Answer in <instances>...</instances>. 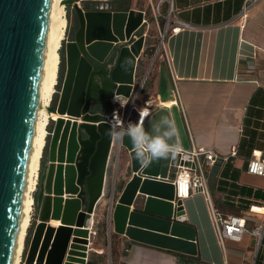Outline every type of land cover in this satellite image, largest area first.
I'll return each mask as SVG.
<instances>
[{
    "label": "water",
    "instance_id": "water-1",
    "mask_svg": "<svg viewBox=\"0 0 264 264\" xmlns=\"http://www.w3.org/2000/svg\"><path fill=\"white\" fill-rule=\"evenodd\" d=\"M80 1L63 0L74 7L79 28L66 42L67 74L57 105L49 108L59 117L52 120L49 151L40 168L39 220L26 264H63L66 253L65 264L85 262L81 257L86 256L93 214L104 195L112 151L103 107L112 104L115 94L130 95L145 42L142 12L109 6L89 10ZM51 5L52 0H0V264L13 263ZM174 99L171 84L162 100ZM163 115L174 121L179 145L189 150V134L177 104L153 112L145 129L151 131L152 122ZM121 144L130 158L132 177L114 205L111 200L109 222L115 232L196 256V229L185 222L175 185L153 178H174L171 165L180 161V155L144 168L134 157L130 138ZM52 220L60 225H52Z\"/></svg>",
    "mask_w": 264,
    "mask_h": 264
},
{
    "label": "crops",
    "instance_id": "crops-1",
    "mask_svg": "<svg viewBox=\"0 0 264 264\" xmlns=\"http://www.w3.org/2000/svg\"><path fill=\"white\" fill-rule=\"evenodd\" d=\"M245 1L173 0L174 20L189 24L171 27L165 41L177 94L173 103H164L162 97L158 99V85L154 83L151 95L141 94L139 108L144 100L152 101V113L178 103L191 148L205 146L220 156L205 168L214 204L225 215L245 216L248 228H252L259 215L251 213L249 206L264 201V177L247 172L254 152L264 156V0L253 4L243 24L238 15ZM147 71V67L140 65L138 82ZM113 156L112 152L104 195L94 214L98 234L102 216L109 215L112 197L113 205L116 203L115 192L108 189L112 178L114 183L110 173ZM131 177L132 172L128 175L124 169L117 176L120 190L117 196ZM183 204L185 222L196 229V256L133 241L125 234L116 233L113 222L107 221L113 232L108 237L114 264H263L259 253L264 239L259 243L250 233H245L240 241L226 239L222 244L205 197L194 194ZM96 237L92 249L102 255L105 246L94 248ZM109 258L112 264L111 255Z\"/></svg>",
    "mask_w": 264,
    "mask_h": 264
},
{
    "label": "built area",
    "instance_id": "built-area-1",
    "mask_svg": "<svg viewBox=\"0 0 264 264\" xmlns=\"http://www.w3.org/2000/svg\"><path fill=\"white\" fill-rule=\"evenodd\" d=\"M258 0H246L245 4L239 13L238 17L240 21L244 24L248 20V15L250 8L253 6L255 2ZM171 9L173 10V0H171ZM176 26L188 27L189 24L181 21L174 20ZM168 29L165 30V35L168 33ZM164 37V36H163ZM145 43L141 52L140 57L144 52ZM162 48H159L153 57L152 63L154 64L157 60L158 55L160 54ZM164 53L166 55L167 61L170 66V58L166 48V44H163ZM140 57L137 58L136 70H135V78L134 83L132 84L131 92L129 96L117 95L115 94L111 98V105L114 107L110 113L107 114L108 123L110 124L113 120L114 111L119 114V117L123 119L125 124L129 121L136 122L139 120V112L147 111L150 113L149 117L152 113V101L144 100V104L141 108H139V102L141 94L143 93L147 75L141 81H137L136 75L139 71L140 67ZM174 97H176V91L173 88ZM114 97H119L120 100L126 101V106L121 107L118 102H115ZM177 103V102H176ZM178 105V103H177ZM148 117V118H149ZM145 119L144 124L147 119ZM81 122V121H79ZM123 146L121 143L112 142V152L119 156L123 152ZM180 155V161L177 164L171 165V170L174 171L175 177L171 178L170 175L166 178L161 177H153L164 181H172L176 187V199L180 198L183 201L194 194H202L205 197V200L208 205L211 221L214 227V230L219 238V241L224 244L226 239H233L235 241H240L245 233H250L254 236L259 243L262 242L264 238V201L253 202L249 206V211L253 214L259 215V221L252 228H248L247 226V218L243 215H225L218 207L214 204L211 193L207 183L206 171L205 168L208 165H213L217 159L220 157L213 149L200 146L197 148H190L186 150L180 146V151L177 153ZM232 154H236V149L234 148ZM227 159V158H223ZM111 162V158H110ZM109 162V164H110ZM247 172L264 177V156L261 152H254L252 158H250L247 165ZM117 173L114 176V180L117 179ZM95 214V213H94ZM93 214V222L91 227L89 228V235L87 237L88 244H86V250L83 251L86 256L81 257L85 260L84 263H76V264H90V254L92 251L93 239L98 235L97 229L95 228ZM70 248H68L69 250ZM95 252H98L95 250ZM68 253L65 255V259L63 264L67 262ZM26 263V262H25Z\"/></svg>",
    "mask_w": 264,
    "mask_h": 264
},
{
    "label": "rangeland",
    "instance_id": "rangeland-1",
    "mask_svg": "<svg viewBox=\"0 0 264 264\" xmlns=\"http://www.w3.org/2000/svg\"><path fill=\"white\" fill-rule=\"evenodd\" d=\"M80 5L87 6L89 9L96 10L99 8H105L107 6L111 7L112 9H118V8H128V10H134L135 13L142 12L144 14V29L142 34L145 37V48L143 52V59L140 60V65L143 67L148 68V75L145 85V90L143 91V94L145 95H151L150 91L153 88V84L157 83L158 85V93L159 97L164 96L166 90L168 89V86L172 84L173 87V78L170 72V66L167 61L166 55L164 53L163 44L166 41L165 30L175 25L174 18H173V10L171 9V0H81ZM66 8V14L65 19L67 23V30L65 33V39L62 43L60 51L65 53V47H66V40L69 36V29L72 27L76 20V12L73 6H65ZM163 21V24H162ZM164 36V37H163ZM159 48L161 49L160 54L157 57V61L153 64L152 59L155 56V53ZM64 58V55H63ZM66 59V57H65ZM60 62H61V54H60ZM59 62V64H60ZM60 70V66H59ZM58 83L60 82L59 76H58ZM57 83V84H58ZM56 93L53 96L52 102L50 106H56V104L59 101V95L57 90V85L55 89ZM162 100V99H161ZM113 109V106L107 107L106 113H110ZM51 114H53L51 112ZM53 116V115H52ZM56 118H52L50 116V122L48 126V136L46 141V149L43 153V159L41 160V169L44 165L45 157L48 155L49 146L51 142V132L50 130H53L54 128V121ZM130 158L126 154L125 151H123L119 156L117 155V152L113 156V162L111 165L110 173L111 177H114L117 173L118 176L121 175V172L126 171V173L129 175L131 174V167H130ZM40 174V173H39ZM116 181V180H114ZM114 188L112 189V187ZM109 192L114 191L116 200L118 198L117 194L119 193V182L117 181L113 183V178L109 183ZM38 191L37 190L33 194L34 202H35V196ZM39 220L38 212L36 210V204H34V209L32 212V218H31V225L28 229L25 244H24V252L22 256V264H24V261L26 260L27 253L29 251L33 235L35 232L36 224ZM109 221V215L107 213H104V216H102V221L99 225V234L95 239L94 248H98L100 246L104 247V253L102 255H98V253L92 251L91 252V261L93 263H100V264H110V255L112 259V264H114L115 256L112 255V246L110 244L111 239L108 237L109 234H113L112 230L109 229L110 225L106 222ZM106 224V226H105ZM112 229V228H111ZM264 239V238H263ZM107 240V242H105ZM262 246L260 248L259 253V259L264 264V240L262 242ZM26 245V247H25ZM93 246V245H92ZM114 260V261H113Z\"/></svg>",
    "mask_w": 264,
    "mask_h": 264
},
{
    "label": "bare ground",
    "instance_id": "bare-ground-1",
    "mask_svg": "<svg viewBox=\"0 0 264 264\" xmlns=\"http://www.w3.org/2000/svg\"><path fill=\"white\" fill-rule=\"evenodd\" d=\"M65 14L66 8L63 4V0H52L41 73L38 110L27 165L21 216L17 230L12 264H22L23 262L22 256L25 239L31 225L32 212L34 209L33 194L37 190L41 160L46 146V139L49 134L48 126L50 116L56 119L59 117L57 112H52L53 114H51L49 108L55 94L59 73L60 49L67 30ZM172 101L173 100H167L163 102L173 103ZM56 223L60 225L59 220L51 221L52 225L58 226ZM24 264H26L25 261Z\"/></svg>",
    "mask_w": 264,
    "mask_h": 264
},
{
    "label": "clouds",
    "instance_id": "clouds-1",
    "mask_svg": "<svg viewBox=\"0 0 264 264\" xmlns=\"http://www.w3.org/2000/svg\"><path fill=\"white\" fill-rule=\"evenodd\" d=\"M121 107L126 106V101L114 97ZM139 112V120L136 122L129 121L127 124L114 111L113 120L106 132L111 141L123 143L127 136L132 143L134 157L139 164L147 168L151 164L162 159H175L180 151L178 142V131L174 121L170 120L168 115H163L158 121H153L151 131L144 127L145 119L150 113L147 111Z\"/></svg>",
    "mask_w": 264,
    "mask_h": 264
},
{
    "label": "flooded vegetation",
    "instance_id": "flooded-vegetation-1",
    "mask_svg": "<svg viewBox=\"0 0 264 264\" xmlns=\"http://www.w3.org/2000/svg\"><path fill=\"white\" fill-rule=\"evenodd\" d=\"M88 8V7H87ZM89 9V8H88ZM100 9H102V8H99L98 10H100ZM89 10H92V9H89ZM79 28V20H78V17H77V14H76V20H75V23H74V25L72 26V27H70V29H69V36H68V39L66 40V42H68L69 40H73L74 39V34H75V31L77 30ZM64 55V60H63V63L61 64V66H60V64H59V66H60V70H59V73H58V76H59V79H60V82H59V84H58V94L59 95H57V96H59V98H60V95H61V91H62V89H63V85H64V80H65V77H66V74H67V61H66V59H65V53L63 54ZM58 83V82H57ZM55 93H56V91H55ZM57 105V104H56ZM110 106H112L111 104L109 105V106H107V107H110ZM107 107L106 106H104L103 107V111H107ZM114 108V107H113ZM108 114V113H107ZM43 157V156H42ZM44 163H45V161H44ZM39 180V179H38ZM38 186V185H37ZM38 194H39V189H38V191H37V194H36V203H37V200H38ZM34 204H35V202H34ZM36 210H37V204H36Z\"/></svg>",
    "mask_w": 264,
    "mask_h": 264
},
{
    "label": "trees",
    "instance_id": "trees-1",
    "mask_svg": "<svg viewBox=\"0 0 264 264\" xmlns=\"http://www.w3.org/2000/svg\"><path fill=\"white\" fill-rule=\"evenodd\" d=\"M115 10H127V9H125V8H118V9H115ZM162 24H163V21H162ZM60 54H61V62H60V66H61V64L63 63V52L62 51H60ZM59 84V83H58ZM58 84H57V89H58ZM52 130H50V132H51ZM35 204H36V196H35ZM90 264H94L91 260H90Z\"/></svg>",
    "mask_w": 264,
    "mask_h": 264
}]
</instances>
